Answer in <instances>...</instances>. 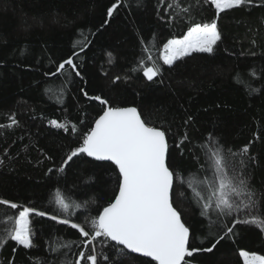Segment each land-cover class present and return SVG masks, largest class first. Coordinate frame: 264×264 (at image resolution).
I'll use <instances>...</instances> for the list:
<instances>
[{"label": "trees", "instance_id": "16d2710c", "mask_svg": "<svg viewBox=\"0 0 264 264\" xmlns=\"http://www.w3.org/2000/svg\"><path fill=\"white\" fill-rule=\"evenodd\" d=\"M114 2L0 0V199L84 224L115 198L118 172L109 163L82 155L65 172L56 171L102 114L104 106L88 97L101 96L113 107H136L149 126L167 133L169 164L178 174L174 207L193 231L192 246L211 247V236L198 239L207 236L208 220L180 182L202 167L201 142L214 133L233 150L249 147L246 172L257 196L264 194V79L258 75L264 69V0L219 16L210 0H125L108 18ZM214 19L222 40L213 53H192L163 65L159 52L168 39ZM85 42L88 47L76 59L81 76H45ZM149 55L161 67L154 82L140 70L141 60L151 66ZM53 119L69 130L53 127ZM57 191L82 207L61 213ZM13 214L18 210L0 205V233ZM30 219L35 247L24 249L9 239L0 245V264H61L91 247L116 264H149L101 243L103 238L84 248L69 225L35 214ZM71 241L79 247L62 248ZM241 250L264 255V232L238 224L236 235L211 252L196 253L191 264H243Z\"/></svg>", "mask_w": 264, "mask_h": 264}, {"label": "snow or ice", "instance_id": "6c2138e0", "mask_svg": "<svg viewBox=\"0 0 264 264\" xmlns=\"http://www.w3.org/2000/svg\"><path fill=\"white\" fill-rule=\"evenodd\" d=\"M124 4L125 0H115L106 10L107 17L112 18ZM251 4L252 0H210L217 16L225 10ZM176 7L179 8V4ZM104 23L107 24L108 20ZM221 40L216 19L210 23H195L182 38L168 39L163 44L159 60L163 65L172 66L175 61L191 53L211 54ZM76 46L74 44V48ZM78 46L79 52L74 50L59 62L54 72H46L45 76L55 78L65 73L81 76L76 59L88 47V43ZM23 54L24 50H21ZM147 59L152 62L151 66L141 60L140 70L147 81L154 82L161 75V67L153 61L151 55ZM258 75L264 79V69ZM84 95L88 96L87 92ZM88 98L104 106L102 114L95 120L94 126L84 133L79 145L69 150L56 171L65 172L74 158L82 155L96 161H110L118 170V192L115 198L102 209H96L97 214L86 219L84 224L74 222L71 216L62 218L59 214L49 215L31 206H24L21 210L17 203L0 199V205L18 210V214L8 215L5 219L0 233V245L10 239L24 249L35 247L31 214L47 217L77 230L84 248H89L98 238H103L101 243L108 244L117 252H130L150 258L149 264H191L196 253L211 252L220 241L236 235L238 224L253 225L264 232V194L258 197L248 178L247 164L252 159L248 155V146L233 150L224 146L214 133H209L205 138L207 143L201 142L206 157L204 164L194 172L190 170V175L180 183L189 190L184 193L185 197L190 198L199 207L200 216L208 220L207 236L198 239L211 236L214 242L211 247H193V231L174 207L173 194L178 174L169 164L167 133L158 127L149 126L136 107H113L101 96ZM16 123L15 119L11 120L12 125ZM50 124L57 129L69 130L55 119ZM71 131H77L75 125ZM55 204L61 213H70V210L74 212L82 207L81 204L70 203L60 191L55 193ZM74 246L79 247L75 241L62 244L65 249ZM239 255L243 264H264V255L244 250ZM61 264L116 262L91 247L90 252L80 250L74 260H62Z\"/></svg>", "mask_w": 264, "mask_h": 264}, {"label": "water", "instance_id": "95a60500", "mask_svg": "<svg viewBox=\"0 0 264 264\" xmlns=\"http://www.w3.org/2000/svg\"><path fill=\"white\" fill-rule=\"evenodd\" d=\"M93 126H94V124H93ZM86 156V155H85ZM87 157V156H86ZM87 158H89L90 160H93V161H96V160H94L93 158H91V157H87ZM96 162H102V163H109V164H111V165H113L110 161H96ZM114 166V165H113ZM115 167V166H114ZM117 172H118V170H117ZM111 244H114V242H110ZM119 248H122V246H118ZM126 253H128V254H130V255H132V256H134V257H138V258H141V259H145V260H147V261H150V258H145V257H142V256H140L139 254H135V253H130V252H126ZM152 263H154V262H152Z\"/></svg>", "mask_w": 264, "mask_h": 264}, {"label": "rangeland", "instance_id": "374dc122", "mask_svg": "<svg viewBox=\"0 0 264 264\" xmlns=\"http://www.w3.org/2000/svg\"><path fill=\"white\" fill-rule=\"evenodd\" d=\"M215 8V7H214ZM192 54V53H191ZM242 259V258H241ZM243 261V260H242Z\"/></svg>", "mask_w": 264, "mask_h": 264}]
</instances>
